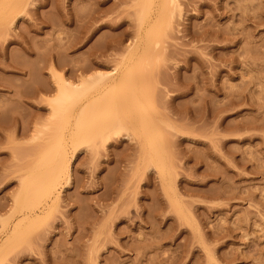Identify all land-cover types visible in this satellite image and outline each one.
Here are the masks:
<instances>
[{"label":"rangeland","instance_id":"1","mask_svg":"<svg viewBox=\"0 0 264 264\" xmlns=\"http://www.w3.org/2000/svg\"><path fill=\"white\" fill-rule=\"evenodd\" d=\"M99 76L53 115L58 81ZM101 93L112 111L86 134L79 112ZM54 144L68 163L38 201ZM1 251L0 264H264V0H0Z\"/></svg>","mask_w":264,"mask_h":264},{"label":"bare ground","instance_id":"2","mask_svg":"<svg viewBox=\"0 0 264 264\" xmlns=\"http://www.w3.org/2000/svg\"><path fill=\"white\" fill-rule=\"evenodd\" d=\"M171 1L175 2V0H171ZM146 5H147V3L145 4V8H146ZM144 14H145V12H144ZM146 15H147V13H146ZM141 18H142V16H141ZM140 20H142V19H140ZM155 46H157V45H155ZM91 78L92 79H83L76 84L75 83L74 84L68 83L65 81H58L57 94L53 98V108H54L53 115L59 116L61 113H63L65 110H67V108H69V106L73 100L82 99L83 96H85L87 93L96 89L98 86V83L101 82V80L104 77L99 76L96 79H95V77L94 78L91 77ZM104 93L105 92H103V94ZM102 95H99L98 99L95 102H93V100H91L92 103L90 105H88L87 107H84L79 112L78 119L80 120V122L82 124L86 125V128H85L87 131L86 134H88V132L95 131V129L97 128L96 127L97 123H98V127L100 125L99 122L101 123L100 119H102V116L104 114L110 113L112 111L111 94H108V95L105 94L103 96ZM95 103H97V104L95 105ZM110 124L114 126L113 127L114 133H115V131L116 132L119 131L120 128L122 127V123L118 119H117V121H113ZM77 129L79 131V130H81V127L77 128ZM111 129H110V131L112 132L113 129L112 130ZM39 136H41V134ZM57 136H61V134L57 133ZM106 138H107V136H106ZM47 148L48 147H44V149L41 151V153H43L45 151L48 152L50 150V152H49L50 154H47L44 158H42V160L40 161V164L38 163L39 164L38 169L37 168L34 169L36 171H34L35 176L33 178L37 177V181L36 180H33V181L36 184H38V181L41 182V186L39 189V187L36 185L38 189L32 190L33 192H31V193H32V195H38V193L36 194L35 191L38 192V190H40L39 196H41V197H39L38 201L40 199H44L46 197H51L53 194H56V192L58 190L59 183H60V179L62 178L64 171L66 169V163H68L67 162L68 161L67 151L64 148L59 147V146L56 147V144H54L52 146V150H54L53 152L51 149H47ZM55 155H58L59 158L54 160V162H53ZM34 174H32V176ZM32 186H35V184L34 185L32 184ZM30 188H32V187H30ZM27 190L29 192L31 191L29 189H27ZM31 193H28V194H31ZM32 195L30 196V198H32ZM22 231L18 230L17 226L15 225L12 229V234L8 238V240L15 237L18 233H21ZM5 247H7V245ZM2 252L3 251H1L0 254H2Z\"/></svg>","mask_w":264,"mask_h":264}]
</instances>
